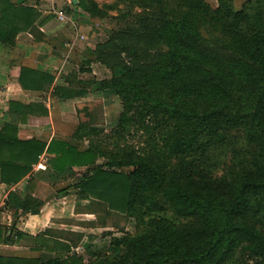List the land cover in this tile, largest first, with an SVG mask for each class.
<instances>
[{"label": "trees", "instance_id": "trees-1", "mask_svg": "<svg viewBox=\"0 0 264 264\" xmlns=\"http://www.w3.org/2000/svg\"><path fill=\"white\" fill-rule=\"evenodd\" d=\"M78 1L93 14L87 0ZM181 1L188 12L177 16L162 0H139L142 11L134 20L111 30L88 51L85 64L99 63L112 76L100 82L78 80L92 71L81 66L74 87L56 88L68 99L86 96L84 84L97 82L101 91L110 90L123 107L119 130L138 125L155 140L156 133L161 136L153 152L103 150L94 141L102 130L96 127L92 102L77 106L80 123L72 141L54 139L47 145L19 138L17 121L25 122L36 104L10 102L17 121L0 128L3 183H20L48 152L57 156L56 174H64L68 166L82 174L78 187L102 209L149 217L140 219L136 233L115 236L109 254L93 251L89 264H227L237 251L242 264H264V0H250L240 11L233 0H217L215 11L204 0ZM203 16H211L229 38L208 46L198 33L197 19ZM40 18L29 3L0 0V42L14 46L16 36L34 28ZM164 37L171 40L169 48L158 49ZM19 81L24 89L39 91L55 79L22 68ZM235 131L253 147L252 156L219 176ZM84 140L90 145L81 149ZM101 157L107 162L100 164ZM62 193L21 200L11 192L6 206L38 214L45 199ZM168 208L189 221L167 220L160 213ZM4 232L0 226V242H21L20 231L12 230L6 238ZM0 264H85V258L0 256Z\"/></svg>", "mask_w": 264, "mask_h": 264}, {"label": "crops", "instance_id": "crops-1", "mask_svg": "<svg viewBox=\"0 0 264 264\" xmlns=\"http://www.w3.org/2000/svg\"><path fill=\"white\" fill-rule=\"evenodd\" d=\"M12 1L16 4L29 3L35 6L41 12V18L34 28L16 36L14 46L0 42V128L7 122L17 121L18 115L10 113V102L36 104L39 105L35 108L36 111L30 113L25 122L17 121L19 138L37 140L47 145L54 139L72 141L80 123L77 106L87 100L85 96L62 98L56 88H70L71 85L74 87V76L69 72V64L76 62L78 54L88 58L89 49L94 47L88 42L90 36L83 33L82 24L69 17L72 9H80L77 5L79 1ZM62 16H68L69 20L65 21ZM82 23L87 24V20ZM101 41L100 39L98 42ZM81 43L85 46L78 51V45ZM22 68L48 74L55 81L47 83L45 88L39 91L24 89L19 81ZM79 70L80 68L77 74ZM83 79L85 78L82 75H78V80ZM69 103H73L72 110ZM73 126L75 130L69 134L67 129ZM56 157V154L48 152L40 155L33 165L32 173L18 184L3 183L0 171V226L5 228L4 238L10 235L12 230L23 234L19 238L21 242L17 245L0 242V256L31 259L43 257L46 261L56 256L63 259L73 254L83 256L80 246L87 237V230L79 221H84L82 216L86 214L96 215L102 207L99 201L82 194L78 187L82 179H79L80 175L82 177L79 171L68 166L64 174H56ZM54 190L63 191L62 196L45 199L38 214L6 206L11 192L23 200L27 197L44 199ZM84 200H89L90 206L82 209L81 202ZM89 224L90 228L104 226L99 218L89 220ZM72 235L76 236V240L71 238ZM93 249V246L89 245L86 251L97 252Z\"/></svg>", "mask_w": 264, "mask_h": 264}, {"label": "rangeland", "instance_id": "rangeland-1", "mask_svg": "<svg viewBox=\"0 0 264 264\" xmlns=\"http://www.w3.org/2000/svg\"><path fill=\"white\" fill-rule=\"evenodd\" d=\"M71 1V0H70ZM93 14L86 12L82 8L72 9L69 17H72L73 21L80 22L82 24L83 33L89 35L90 42L92 45H96L100 39L104 41L108 38L109 32L113 29H119L122 24H127V20L133 21V16L140 13L142 8L139 6V0H87ZM165 6L171 8L177 16L185 14L187 11V5L181 0H162ZM209 4L212 11L218 8L217 0H204ZM250 0H233V6L236 11L243 10L245 4ZM78 5V4H77ZM71 8V7H70ZM71 11V9H70ZM127 16V18H125ZM68 17V16H67ZM66 17V20H69ZM211 16H203L197 19L198 33L208 46L214 47L216 43L226 41L229 37L226 36L219 26L218 23L210 18ZM194 19V16H192ZM87 20V24L82 23L83 20ZM219 21V20H216ZM214 22V23H213ZM71 23V22H70ZM84 24V25H83ZM81 26V25H80ZM97 31V32H95ZM97 33V34H94ZM92 35V36H91ZM169 38H161L156 47L158 49L166 50L169 48L170 44ZM84 44L78 45V51L84 48ZM89 58V57H88ZM85 56L78 54L75 63L69 64L70 73L74 76L80 66L85 68H90L92 71L84 73L82 76L85 79H96L100 82L106 78L112 76V72L105 66L99 63H92L91 65H86L88 59ZM86 63V64H85ZM94 83L92 85H86L88 94L86 97V102H92V109L97 112L98 124L97 128L102 130L100 134L95 137V142L101 146L106 152H135L138 154H147L153 152L155 142H159L161 136L156 133V140L153 135L140 128L138 125H130L125 127L123 130H119L118 121L123 111L122 103L118 96L112 93L110 90H100V84ZM84 102V103H86ZM69 108L73 103H69ZM69 134H71L75 127H69ZM117 131H120L118 133ZM120 136V137H119ZM162 144L160 147H162ZM81 148L85 149L90 145V140L83 141ZM156 149V148H155ZM154 149V150H155ZM165 152V150H163ZM253 153V147L249 145L245 140L241 132L235 131L230 135V147L227 152L225 163L219 170V176H222L228 172L229 169L237 166L240 162L250 159ZM107 162V158L101 157L99 163ZM174 163V161H173ZM115 170H120L115 168ZM128 172L130 169H123ZM81 175L79 179H81ZM73 182V181H72ZM71 182V183H72ZM90 206L89 200H84L81 202V208L84 209ZM94 208V207H93ZM96 208V207H95ZM97 209H99L97 207ZM98 211V210H97ZM143 213V210H142ZM161 216L169 221L176 223H186L189 220L178 218L173 212L168 208L160 213ZM100 220L101 224L104 222V226L97 228H90L89 220ZM147 220L148 216H139L133 213H119L106 211L105 209H99L96 215L86 214L82 216V220L79 221L82 227L85 228L86 236L84 241L80 246V252L85 258V264H89L95 258L92 256L93 251H86V248L91 245L93 250L101 252V256L104 254H109L112 250L110 245L112 239L115 236H123L126 233H136L140 227V219ZM96 222V221H94ZM99 222V221H97ZM95 224V223H94ZM97 224V223H96ZM76 236H71L74 240ZM227 264H242V257L240 252L237 251L236 254L231 258Z\"/></svg>", "mask_w": 264, "mask_h": 264}, {"label": "built area", "instance_id": "built-area-1", "mask_svg": "<svg viewBox=\"0 0 264 264\" xmlns=\"http://www.w3.org/2000/svg\"><path fill=\"white\" fill-rule=\"evenodd\" d=\"M62 18H63L64 20H66V17H65V16H62Z\"/></svg>", "mask_w": 264, "mask_h": 264}, {"label": "water", "instance_id": "water-1", "mask_svg": "<svg viewBox=\"0 0 264 264\" xmlns=\"http://www.w3.org/2000/svg\"><path fill=\"white\" fill-rule=\"evenodd\" d=\"M75 2H77V0H74Z\"/></svg>", "mask_w": 264, "mask_h": 264}]
</instances>
